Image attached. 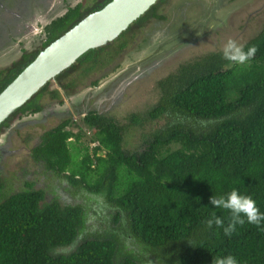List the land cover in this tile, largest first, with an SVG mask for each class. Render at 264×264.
<instances>
[{"label":"trees","instance_id":"1","mask_svg":"<svg viewBox=\"0 0 264 264\" xmlns=\"http://www.w3.org/2000/svg\"><path fill=\"white\" fill-rule=\"evenodd\" d=\"M110 1L61 2L63 14L38 26L33 48H20L0 67V93L40 51ZM167 1L157 0L115 40L46 83L0 124V135L14 120L43 111L44 99L62 104L81 86L96 88L99 78L87 82L89 75L119 69L133 31L163 19ZM249 46L256 52L242 64L216 52L179 65L157 82L156 103L123 123L80 109L79 121L69 117L44 131L30 148V170L21 172L40 174L49 180L45 188L24 182V190L11 193L0 182V264H212L227 254L239 264H264V221L245 220L225 234L243 213L210 203L236 188L264 212V23L242 45ZM86 129L91 136L82 145ZM133 133L139 137L129 149ZM99 204L107 209L104 222L94 217Z\"/></svg>","mask_w":264,"mask_h":264},{"label":"rangeland","instance_id":"2","mask_svg":"<svg viewBox=\"0 0 264 264\" xmlns=\"http://www.w3.org/2000/svg\"><path fill=\"white\" fill-rule=\"evenodd\" d=\"M63 1L0 0V67L17 57L20 48H33L40 34L38 26L62 15ZM78 1L82 0H68V3ZM159 14L164 18L151 19L144 28L133 31L128 47L117 61L121 65L119 69L109 74L108 70L102 71L101 78L89 75L87 82L99 78L96 88L81 86L69 99H62V104L44 99L43 111L14 120L11 128L0 135V182H5L11 193L24 190V182L34 181L35 190L44 189L48 183L40 174L28 177L21 172L25 168L30 170L29 165L24 166L30 162V148L44 131L64 118L79 121L82 116L76 111L83 109H96L119 123L129 114L146 113L158 100L157 82L179 65L210 53L224 52L229 39L243 45L253 38L264 23V0H168ZM102 75L107 76L102 78ZM50 88L56 86L52 83ZM162 124L163 121L155 122L142 129L148 132ZM84 132L82 145L91 136L89 130ZM138 137L137 133L129 135L127 148L133 149ZM72 198L98 197L76 194ZM86 202L91 204V200ZM96 210L94 217L104 222L107 209L99 204Z\"/></svg>","mask_w":264,"mask_h":264},{"label":"water","instance_id":"3","mask_svg":"<svg viewBox=\"0 0 264 264\" xmlns=\"http://www.w3.org/2000/svg\"><path fill=\"white\" fill-rule=\"evenodd\" d=\"M157 0H111L45 47L0 93V124L85 52L115 40Z\"/></svg>","mask_w":264,"mask_h":264},{"label":"clouds","instance_id":"4","mask_svg":"<svg viewBox=\"0 0 264 264\" xmlns=\"http://www.w3.org/2000/svg\"><path fill=\"white\" fill-rule=\"evenodd\" d=\"M45 24V23H44ZM231 50V51H229ZM256 52L255 46H249L247 50H244L242 45L236 43V41L229 39L224 48V55L230 61H236L237 63H244ZM212 205H220L223 208L231 209L234 213H243V217L237 216L234 218L232 224L224 228L225 234H230L236 224H242L245 220L249 224L259 225L261 221H264V212H260L256 206V202L250 195L241 193L236 188H232L227 192L226 198L224 195L213 196L210 198ZM217 224L220 225L221 221L216 218ZM209 227L212 224V220L207 221ZM212 264H239V261L232 254L216 256L212 260Z\"/></svg>","mask_w":264,"mask_h":264},{"label":"flooded vegetation","instance_id":"5","mask_svg":"<svg viewBox=\"0 0 264 264\" xmlns=\"http://www.w3.org/2000/svg\"><path fill=\"white\" fill-rule=\"evenodd\" d=\"M42 27H43V25H42ZM42 27H40V33H41V31H42ZM39 29V28H38ZM20 51V50H19ZM18 55H19V53H18ZM63 118V117H62ZM64 119H66L67 120V118H64ZM63 120V119H62Z\"/></svg>","mask_w":264,"mask_h":264},{"label":"bare ground","instance_id":"6","mask_svg":"<svg viewBox=\"0 0 264 264\" xmlns=\"http://www.w3.org/2000/svg\"><path fill=\"white\" fill-rule=\"evenodd\" d=\"M26 26V25H25Z\"/></svg>","mask_w":264,"mask_h":264}]
</instances>
